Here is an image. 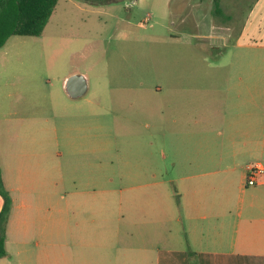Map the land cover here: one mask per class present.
<instances>
[{
	"label": "rangeland",
	"instance_id": "obj_1",
	"mask_svg": "<svg viewBox=\"0 0 264 264\" xmlns=\"http://www.w3.org/2000/svg\"><path fill=\"white\" fill-rule=\"evenodd\" d=\"M252 4L59 0L40 37L13 36L0 48V180L3 162L9 183L52 187V219L69 218L66 231L52 228V248L79 245L85 228L75 219L142 215L146 208L132 203L176 199L172 181L179 173L163 156L190 146L178 143L175 124L162 128L161 113L176 103L177 88H204L210 71L250 66L238 55L264 57L257 40L259 48L246 50L230 38ZM220 7L236 18H226ZM221 37L230 39L221 45L215 40ZM70 74L88 79L80 99L65 93ZM31 149L40 155L33 171L11 158ZM11 214L31 222L29 207ZM15 229L8 243L12 260L36 261L44 239Z\"/></svg>",
	"mask_w": 264,
	"mask_h": 264
},
{
	"label": "crops",
	"instance_id": "obj_2",
	"mask_svg": "<svg viewBox=\"0 0 264 264\" xmlns=\"http://www.w3.org/2000/svg\"><path fill=\"white\" fill-rule=\"evenodd\" d=\"M220 8L226 18H236L231 10ZM245 17L241 26H232L230 38L238 49L259 43L263 50L264 0H253ZM230 38L215 40L224 45ZM237 61L251 64L235 71H210L204 88H177L176 103L161 113L162 128L175 124L178 143L190 146L163 156L179 173L172 181L176 199L144 207L132 203L134 209L146 208L142 215L98 213L75 219L77 227L85 228L77 246L52 248V228L66 231L69 221L52 219V187L13 185L4 177L2 162L11 211L8 256L0 264H24L12 260L8 247L14 226L17 235L44 239L43 248L39 245L35 251L36 261L27 264H264V57L247 60L238 55ZM11 158L33 171L40 155L31 149ZM252 164L263 174L249 187L246 172ZM118 202L120 209L125 206ZM2 205L0 196V211ZM22 207L32 210L31 222L11 214Z\"/></svg>",
	"mask_w": 264,
	"mask_h": 264
},
{
	"label": "trees",
	"instance_id": "obj_3",
	"mask_svg": "<svg viewBox=\"0 0 264 264\" xmlns=\"http://www.w3.org/2000/svg\"><path fill=\"white\" fill-rule=\"evenodd\" d=\"M59 0H0V48L13 36L40 37ZM0 259L8 256L6 251V225L11 199L0 180Z\"/></svg>",
	"mask_w": 264,
	"mask_h": 264
},
{
	"label": "water",
	"instance_id": "obj_4",
	"mask_svg": "<svg viewBox=\"0 0 264 264\" xmlns=\"http://www.w3.org/2000/svg\"><path fill=\"white\" fill-rule=\"evenodd\" d=\"M64 90L71 99L83 97L88 90V80L82 75H72L64 81Z\"/></svg>",
	"mask_w": 264,
	"mask_h": 264
},
{
	"label": "built area",
	"instance_id": "obj_5",
	"mask_svg": "<svg viewBox=\"0 0 264 264\" xmlns=\"http://www.w3.org/2000/svg\"><path fill=\"white\" fill-rule=\"evenodd\" d=\"M263 174V169L257 165L252 164L247 166L246 185L255 186L258 183V178Z\"/></svg>",
	"mask_w": 264,
	"mask_h": 264
},
{
	"label": "flooded vegetation",
	"instance_id": "obj_6",
	"mask_svg": "<svg viewBox=\"0 0 264 264\" xmlns=\"http://www.w3.org/2000/svg\"><path fill=\"white\" fill-rule=\"evenodd\" d=\"M72 75H76V74H71V75H69L68 77H70V76H72ZM68 77H67V78H68ZM87 91H88V90H87ZM86 93H87V92H86ZM81 98H82V97H81ZM79 99H80V98H79Z\"/></svg>",
	"mask_w": 264,
	"mask_h": 264
}]
</instances>
